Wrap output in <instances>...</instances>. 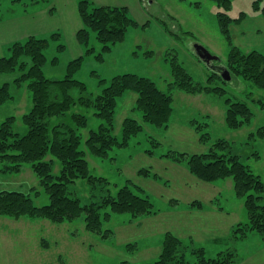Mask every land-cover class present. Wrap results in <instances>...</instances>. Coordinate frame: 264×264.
Here are the masks:
<instances>
[{"label":"rangeland","instance_id":"rangeland-1","mask_svg":"<svg viewBox=\"0 0 264 264\" xmlns=\"http://www.w3.org/2000/svg\"><path fill=\"white\" fill-rule=\"evenodd\" d=\"M53 1L0 0V41H3L0 57L9 56L11 42L6 41L13 40L10 33L6 34L13 22L1 21L44 9L50 12V18L42 23L38 21L36 27L33 23L35 32L40 34L31 35L49 40L42 67L47 78H63L68 61L81 56V66L74 78L85 83L87 92L97 94L114 75L130 72L150 78L160 90L170 93L173 110L167 128L144 123L141 112L135 109L137 94L125 91L116 100L112 134L121 139L125 117L136 119L142 125V130L132 136L127 145L113 146L105 157L85 150L89 172L105 177L111 192L130 181L144 189L156 213L137 217L129 213H114L103 224V229L111 230V234L105 238L85 230L83 215L63 223L43 218L0 215V264H121L123 261L124 264H143L158 258L167 231L178 236L186 245L191 241L195 246L203 247L209 257H214L233 243L243 254L241 261L249 258V261H253L252 255L264 247L256 232H249L242 240L232 241L229 238L231 228L246 220L243 198L235 196L231 178L204 182L192 175L183 164L160 156L170 150L205 152L213 141L224 138L229 142L232 153L238 155L240 161L259 175L264 183V138L249 136L264 127V109L255 101H264V89L237 76H229L225 82L216 76L210 79L212 72L193 53V45L197 43L217 56L223 64L226 63L231 45L220 30L218 12L238 19L229 26L233 45L242 50L255 49L264 53V16L260 12L264 0H229L228 8L219 5L216 0H143L147 14L145 22L140 23L129 13L137 25L128 27L123 40L114 43L111 50L103 54L102 61L94 57L99 52L100 44L93 31L89 32L88 46H92L94 52L85 54L84 45L79 44L82 51L75 54V46L65 38L61 25L65 26L66 21L73 19V14L68 7H61ZM41 17L40 14L34 19ZM17 23H22V20H17ZM42 24L46 29L38 32ZM81 27L82 23L78 29ZM51 33H58L59 37L51 38ZM61 43L64 44L62 48L58 46ZM54 57H57L56 62H53ZM173 58L185 68L194 85L221 87L223 93L206 90L191 93L177 88L172 84ZM21 60L25 62L23 68L0 72V85L7 84L12 96L0 105V123L14 116L13 129L19 135L26 132L22 115L32 104L26 82L17 84L15 81L31 64L27 57ZM101 79L104 81L100 82ZM71 94L77 97L78 89L74 88ZM227 98L248 104L252 116L247 124L236 129L226 125ZM93 111L90 107L76 105L64 115L51 118L50 124L70 122L73 112L85 114L87 126L77 130L81 135L80 148L85 149L83 141L88 132L102 123ZM194 126L201 128L197 131ZM201 133L209 135L206 143L201 142ZM146 150H151L152 154H147ZM1 167L0 163V191L30 193L35 205L49 202L48 195L28 164L22 165L17 173L3 172ZM59 168L60 163L55 160L53 172L58 173ZM142 168L159 178L140 174ZM68 191L81 203L90 201L92 192H96L84 178L69 184ZM194 200L200 201L203 208L219 212L212 214L208 209L197 210L190 206ZM260 203H264V192ZM186 257L196 264L192 254L187 252Z\"/></svg>","mask_w":264,"mask_h":264},{"label":"trees","instance_id":"trees-1","mask_svg":"<svg viewBox=\"0 0 264 264\" xmlns=\"http://www.w3.org/2000/svg\"><path fill=\"white\" fill-rule=\"evenodd\" d=\"M216 1L219 5L229 7V0ZM44 2L49 3L51 0ZM77 10L82 23V27L76 32L77 41L84 45L85 54H92L94 49L88 46V42L89 32L93 31L96 41L100 44L99 52L94 55L97 61L103 60V54L109 52L114 43L123 40L128 27L137 25L124 6L95 5L90 0H77ZM260 12L264 16V6ZM218 19L220 30L231 45L224 64L230 76L241 77L257 88L264 89V53L255 49L242 50L232 44L229 26L233 20L237 21V18L232 19L226 13L218 12ZM50 36L57 38L59 34L51 33ZM48 46V38L31 35L24 41H12L8 47L9 56L0 57V72L23 68L25 62L21 59L29 58L30 66L15 78V81L17 84L26 82L32 97L29 110L22 115L26 126L23 135L13 129L14 116H9L0 123V163L3 172L12 173L19 172L22 165L28 164L38 178L39 185L48 195L49 202L35 205L30 193L3 190L0 191V215L43 218L55 223L69 222L83 215L85 230L105 238L111 234V230L103 229V224L111 219L112 214L129 213L132 217H137L155 214L156 210L153 209L144 189L130 181L116 188L114 193L111 192L109 181L105 177L94 176L89 172L85 150L105 157L113 146L127 145L129 139L142 130V125L136 119L125 117L122 121L121 139L112 134L116 100L125 91L137 94L135 109L141 112L144 123L165 128L168 127L173 110L172 96L160 90L150 78L130 72L114 75L97 94L87 92L85 83L74 78L81 66V56L68 61L63 78H47L42 67L46 61L44 52ZM58 46L62 48L64 44ZM56 59L57 57H54L53 62H56ZM171 71L172 84L186 92L206 90L222 94L224 91L221 87L194 85L192 77L175 58L171 61ZM213 76L223 82L229 80L213 72L210 79ZM102 81L104 79L100 80ZM74 88L79 91L77 97L71 94ZM11 98L8 85H0V105ZM255 101L264 109L263 100ZM225 104L224 119L228 127L236 129L250 121L252 111L246 102L227 98ZM76 105L92 108L93 114L102 120L95 130L88 132L83 141L85 149L80 148L81 135L77 132L87 126L88 119L85 114L73 112L70 122L59 121L50 124L51 118L64 115ZM194 127L197 131L201 128ZM254 135L264 138V127L258 128L249 136ZM208 138L207 133H201L202 143H206ZM146 153L151 155L152 151L146 150ZM48 156L50 158H47ZM160 157L183 164L192 175L204 182L212 183L231 178L235 196L243 198L246 220L231 228L230 240H242L249 232L254 231L259 240L264 242V203H260L264 183L259 175L240 161L238 155L232 153L226 139H216L205 152L186 153L170 150ZM55 160L60 163L56 174L53 172ZM139 173L153 179L159 178L144 168L140 169ZM79 178L87 179L96 191L92 192L87 203H81L79 198L73 197L68 191V185ZM190 206L203 208V204L197 200L192 201ZM187 252L195 257L196 264H236L243 258V254L233 243H229L225 250L219 251L214 257H209L203 247L195 246L191 241L186 245L178 236L167 231L164 233L158 258L143 264H193L186 257Z\"/></svg>","mask_w":264,"mask_h":264},{"label":"crops","instance_id":"crops-1","mask_svg":"<svg viewBox=\"0 0 264 264\" xmlns=\"http://www.w3.org/2000/svg\"><path fill=\"white\" fill-rule=\"evenodd\" d=\"M95 4L98 5H111V6H124L128 9L129 13L140 23H144L145 20L147 19V14L144 10V3L143 0H92ZM56 2L57 4H60L61 7H68L72 14H73V19L70 18V21H66L65 26L64 24L62 25L63 28V32L65 35V38L68 39L71 43L72 41V45L75 46V50L77 51V53L75 54H79V52L82 51L81 49V45H79L77 38H76V31L77 29L80 27L81 25V21H80V17L77 10V0H54L53 3ZM37 12L33 11L34 13L32 14H25V15H19V16H14L12 18H9L7 20H3L1 21V23H5V22H13L9 25L8 30H6V34L10 33L13 38L12 41L14 40H20L22 37L30 34L31 33L33 35H37L40 33L35 32V28L33 23L35 24L36 27V23L38 21H41V23L45 20H48L50 17L49 15V11L48 10H44V9H40V10H36ZM49 12V13H48ZM41 14V19H34V16H38ZM31 16V17H29ZM70 16V14H69ZM25 18V20H24ZM17 20H22V23H17ZM24 20V22H23ZM20 24V25H18ZM40 27L39 29H37L38 32H41L43 30H45L46 28ZM59 26V24L57 26H55L56 28ZM38 27V26H37ZM53 27V28H55ZM61 27V26H60ZM62 28H60V30L62 31ZM34 30V31H33ZM32 31V32H31ZM62 32V33H63ZM45 34V33H44ZM10 41H6V42H12ZM3 41H0V47H3ZM208 209L210 210L209 212L212 214H215L219 211H217L216 209H211V208H202V209H197V210H205ZM253 261H249L250 258L246 261H241L237 264H253L254 262H256V264H264V247L257 250L255 254L252 255Z\"/></svg>","mask_w":264,"mask_h":264},{"label":"water","instance_id":"water-1","mask_svg":"<svg viewBox=\"0 0 264 264\" xmlns=\"http://www.w3.org/2000/svg\"><path fill=\"white\" fill-rule=\"evenodd\" d=\"M193 53L199 61L210 69L211 72L220 75L224 79H229L230 74L225 65L217 56L211 54L205 47L195 43L193 45Z\"/></svg>","mask_w":264,"mask_h":264}]
</instances>
